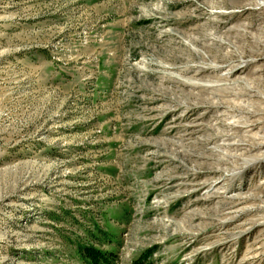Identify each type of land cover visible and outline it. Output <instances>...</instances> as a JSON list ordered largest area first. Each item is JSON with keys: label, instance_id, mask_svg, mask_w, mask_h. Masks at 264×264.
<instances>
[{"label": "rangeland", "instance_id": "374dc122", "mask_svg": "<svg viewBox=\"0 0 264 264\" xmlns=\"http://www.w3.org/2000/svg\"><path fill=\"white\" fill-rule=\"evenodd\" d=\"M261 1L0 0V264H264Z\"/></svg>", "mask_w": 264, "mask_h": 264}, {"label": "bare ground", "instance_id": "6f19581e", "mask_svg": "<svg viewBox=\"0 0 264 264\" xmlns=\"http://www.w3.org/2000/svg\"><path fill=\"white\" fill-rule=\"evenodd\" d=\"M235 1V3H237V2H240V4H241V2H244V1H249V0H234ZM262 2V1H261ZM252 3V2H251ZM247 5H250V4H243L242 6L240 5V7H239V9H241V13H247L248 11H251V12H257V14H258V16H257V20H264V2H262L261 4H258V6H256V8H254V9H248V6ZM251 5H253V4H251ZM255 6V5H254ZM250 8V7H249ZM252 8V7H251ZM250 12V13H251ZM228 14V13H227ZM233 14V13H232ZM234 15V14H233ZM226 16V15H225ZM217 17V16H216ZM235 17V16H234ZM264 28V27H263ZM263 28H261V29H259V31H261ZM252 29V27H250V26H248V25H239V26H235L234 28H233V31H236V32H238V36H237V40L239 41V42H241V41H246V43H243L242 45H240V46H238V52L241 54V55H244L245 53H244V51H243V47H245V46H249L248 45V43L247 42H252V44H254V43H256V44H259V45H264V41H262L258 36H257V33H252V32H250V30ZM248 40V41H247ZM218 42H219V44H222V45H231L230 43L229 44H227L226 42H224L223 40H217ZM218 42H216V43H218ZM237 52V51H236ZM249 52H250V55H253V56H256L257 58H254V59H251L250 61H244V60H241V61H239V63L238 64H236V65H234L235 67H238V68H241V70L243 69H246V68H248V67H251L253 64H256L257 62H259V60L260 59H262V58H264V55L262 54L263 52H262V49H259V48H257V47H255V48H251V49H249ZM228 57H230V56H228V55H226V57H223L224 59L226 58H228ZM242 57V56H241ZM263 69H260V70H258V71H262ZM229 74H231V73H229ZM227 76H229V75H227ZM243 83V84H242ZM217 84V83H216ZM242 84V85H241ZM198 87H200V86H198ZM205 87H207V86H205ZM220 87V86H219ZM229 87V86H228ZM238 88V87H237ZM219 89V88H218ZM204 90V89H203ZM210 90V89H209ZM239 90H241V91H239ZM232 89V88H227V89H221V91L220 92H224V91H226V92H228V93H230L231 95L233 94L234 96H243L244 94H246V93H248L251 97H254V98H262L263 99V97L260 95V93L257 91V90H255L254 89V87H252V85L249 83V82H243V81H241V83H240V89ZM214 102V104L216 105H218V104H221V101H213ZM217 108V107H216ZM254 111V110H253ZM249 113V112H248ZM251 114V113H250ZM261 114V113H260ZM230 123V122H229ZM233 123H237V122H234L233 121ZM237 124H239V122L237 123ZM243 124V123H242ZM233 126V125H232ZM235 126H239V125H235ZM241 126V125H240ZM243 127V126H242ZM245 127H249V126H245ZM231 129H232V127H231ZM230 133V132H229ZM232 133V132H231ZM260 138V139H259ZM259 138H257V139H259L258 140V142L256 143V146H260V145H262V144H264V136L263 135H260L259 136ZM244 144V143H243ZM224 145H230V144H224ZM233 145H236V146H238V145H240V146H242L241 144H235V143H233ZM263 146V145H262ZM216 151L217 152H221V151H219V149H216ZM223 153H225V152H223ZM229 154H230V152H229ZM228 154V155H229ZM233 154V153H232ZM231 155V154H230ZM226 160V159H225ZM234 174V173H233ZM228 175V174H227ZM237 175V174H236ZM235 175V176H236ZM232 176V175H231ZM229 177V178H232V177ZM228 179V178H227ZM228 181H229V179H228ZM229 183V182H228ZM214 190V192H212L211 193V195L208 197V199H207V201H214L215 200V198H216V196H217V194H218V191L217 190H215V189H213ZM209 192V191H208ZM250 198V197H249ZM245 199V198H244ZM239 200V199H238ZM233 203H234V200H233ZM236 205H237V203H235ZM226 203H221V204H219V205H217V206H215L214 208H213V211H212V214L214 215V214H219V211L218 210H220V211H223L222 209H223V207H226ZM264 207V206H263ZM232 209H233V207H231ZM231 208H226V210H230ZM258 208V207H257ZM262 208V207H261ZM243 211H245V210H243ZM239 212H242V210L241 211H239ZM227 214H230L231 215V213H227ZM195 215L196 216H198V214L197 213H195ZM230 219H232V220H234V219H237V215H232V216H230ZM230 220L229 219H225V221L224 222H222L223 224H224V226H227V223L229 222ZM222 246H224V245H222ZM219 246H216V248H214L213 249V251L215 250V249H217Z\"/></svg>", "mask_w": 264, "mask_h": 264}, {"label": "trees", "instance_id": "16d2710c", "mask_svg": "<svg viewBox=\"0 0 264 264\" xmlns=\"http://www.w3.org/2000/svg\"><path fill=\"white\" fill-rule=\"evenodd\" d=\"M85 257L87 264H113L108 260L107 254L93 248L86 249Z\"/></svg>", "mask_w": 264, "mask_h": 264}]
</instances>
